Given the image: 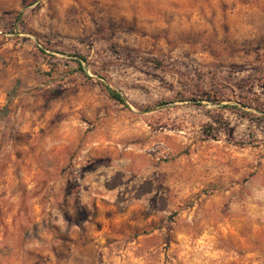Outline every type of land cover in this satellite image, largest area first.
Instances as JSON below:
<instances>
[{
  "label": "rangeland",
  "instance_id": "obj_1",
  "mask_svg": "<svg viewBox=\"0 0 264 264\" xmlns=\"http://www.w3.org/2000/svg\"><path fill=\"white\" fill-rule=\"evenodd\" d=\"M0 96V264H264V0H0Z\"/></svg>",
  "mask_w": 264,
  "mask_h": 264
},
{
  "label": "trees",
  "instance_id": "obj_2",
  "mask_svg": "<svg viewBox=\"0 0 264 264\" xmlns=\"http://www.w3.org/2000/svg\"><path fill=\"white\" fill-rule=\"evenodd\" d=\"M82 58V57H79ZM81 65V63H79V66ZM80 70H82L81 67H79ZM105 90L107 91L108 95L114 99L117 100L120 103H124V98L122 97V95L119 93V91L109 87L108 85H105ZM263 120H264V116H263Z\"/></svg>",
  "mask_w": 264,
  "mask_h": 264
},
{
  "label": "crops",
  "instance_id": "obj_3",
  "mask_svg": "<svg viewBox=\"0 0 264 264\" xmlns=\"http://www.w3.org/2000/svg\"><path fill=\"white\" fill-rule=\"evenodd\" d=\"M2 103V99H1V96H0V104Z\"/></svg>",
  "mask_w": 264,
  "mask_h": 264
}]
</instances>
